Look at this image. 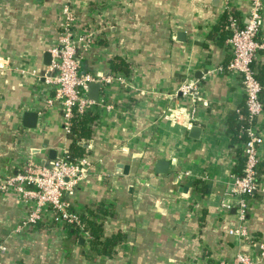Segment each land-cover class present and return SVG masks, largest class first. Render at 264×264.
<instances>
[{"label": "crops", "instance_id": "1", "mask_svg": "<svg viewBox=\"0 0 264 264\" xmlns=\"http://www.w3.org/2000/svg\"><path fill=\"white\" fill-rule=\"evenodd\" d=\"M65 3L93 37L86 51L79 47L80 72L112 78L101 84L75 155L88 173L64 200L93 215L100 239L119 240L97 255L88 234L69 233L47 210L18 232L28 206L14 191L0 192V264H219L241 252L264 264V89L255 124L263 138L258 185L243 220L229 191L244 163L231 127L245 95L238 75L225 70L227 25L230 17L243 23L250 0H0V179L27 162L50 164V149L56 157L67 149L59 104L44 102L53 92L43 62L57 44ZM253 67L264 86V50ZM188 80L196 98L177 92ZM26 110L38 113L35 128L22 126ZM157 159L169 161L166 174L153 173ZM236 228L246 235L229 233Z\"/></svg>", "mask_w": 264, "mask_h": 264}, {"label": "built area", "instance_id": "2", "mask_svg": "<svg viewBox=\"0 0 264 264\" xmlns=\"http://www.w3.org/2000/svg\"><path fill=\"white\" fill-rule=\"evenodd\" d=\"M263 0H250L248 14L241 23L230 17L227 25L229 35L226 39L231 59L225 70L238 75L245 95L244 111L237 110L238 134L244 135L242 154L244 163L241 174L234 177L230 192L238 198V218L243 220L246 209V197L251 196L258 185L259 151L263 142L256 129L257 117L263 110L261 92L264 86L256 77L253 63L257 52L264 50V37H260L259 27ZM61 25L57 44L52 49L51 62L44 78L52 86V95H45L47 106L58 103L62 128L66 134L71 132L73 122L86 112H94L96 101L88 97V85L91 82L105 84L111 76L96 78L87 72H80L79 47L86 51L92 44V33L77 27L72 7L65 3L61 9ZM77 27V28H76ZM81 50V52H82ZM120 81L124 79L117 77ZM183 96L196 98L195 81L188 80L180 84L178 91ZM175 92L173 95H176ZM206 102L203 101V104ZM87 163L84 159L70 160L64 150L48 165L27 162L16 173H7L0 179V192L14 191L28 206V214L22 223L16 226L18 232L35 225L44 213L50 211L56 224L74 225L82 229L80 214L74 211L64 200L76 185L86 177ZM229 207L228 204H223ZM85 233V230H82ZM246 235L243 228L230 229L229 233ZM1 249L4 250L2 246ZM259 253L264 256V241L259 244ZM219 264H256L246 253H237L232 260Z\"/></svg>", "mask_w": 264, "mask_h": 264}, {"label": "trees", "instance_id": "3", "mask_svg": "<svg viewBox=\"0 0 264 264\" xmlns=\"http://www.w3.org/2000/svg\"><path fill=\"white\" fill-rule=\"evenodd\" d=\"M113 69L119 70H127V64L125 63H112ZM256 77L259 79V76L255 74ZM261 81V80H259ZM93 117L91 116L90 112H86L80 118H76L73 122L71 132L66 134L68 139L67 145V153L69 154L70 160L76 159V153L83 149V145L79 142L83 136H89V123L92 121ZM235 120V119H234ZM233 121V120H232ZM233 125L231 127V131L234 132V135L238 133V123L232 122ZM236 139V138H235ZM241 140H245V136L242 135L240 138ZM236 139V140H237ZM80 218L82 220V229L74 225H63L67 227L68 232L71 234H75L76 236H81V231L85 230L88 231V243L92 252L97 255H108L115 245V243L119 240V236L113 235L110 238H105L104 240L100 239V230L101 225L99 223H95V218L90 213L87 216L81 215ZM91 256V255H88Z\"/></svg>", "mask_w": 264, "mask_h": 264}, {"label": "water", "instance_id": "4", "mask_svg": "<svg viewBox=\"0 0 264 264\" xmlns=\"http://www.w3.org/2000/svg\"><path fill=\"white\" fill-rule=\"evenodd\" d=\"M43 62L46 65H49L51 62V53L50 51H45L43 54ZM101 88V83L99 82H91L88 85V97L94 101L98 100V95H99V91ZM37 117H38V113L36 111H30V110H26L22 113V126L23 127H27V128H35L36 124H37ZM191 133L190 135L192 137H198L199 133H200V127L198 126H193L190 129ZM56 157V151L53 149L49 150V155H48V159L49 160H53ZM41 165H44V161L41 163ZM122 168H124V172L126 173V166L124 165H120ZM168 168H169V161L164 160V159H157L154 165V169H153V173L154 174H166L168 172ZM187 185H190V181L187 182ZM187 187V186H186ZM186 187H184V190H186Z\"/></svg>", "mask_w": 264, "mask_h": 264}, {"label": "rangeland", "instance_id": "5", "mask_svg": "<svg viewBox=\"0 0 264 264\" xmlns=\"http://www.w3.org/2000/svg\"><path fill=\"white\" fill-rule=\"evenodd\" d=\"M87 234H88V233H87V231H86V232L84 233V237H87Z\"/></svg>", "mask_w": 264, "mask_h": 264}]
</instances>
